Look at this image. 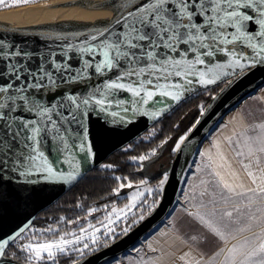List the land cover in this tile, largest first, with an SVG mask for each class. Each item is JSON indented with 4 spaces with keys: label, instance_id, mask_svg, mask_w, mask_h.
<instances>
[{
    "label": "snow or ice",
    "instance_id": "6c2138e0",
    "mask_svg": "<svg viewBox=\"0 0 264 264\" xmlns=\"http://www.w3.org/2000/svg\"><path fill=\"white\" fill-rule=\"evenodd\" d=\"M39 2L0 0V9ZM108 6L113 16L102 27L45 30L39 43L0 34V200L9 188L27 199L43 183L73 181L93 155L94 124L108 132L137 115L155 119L198 88L209 91L245 69L264 68V0H112ZM199 155V184L170 221L184 247L174 250L178 256L165 255L173 264H264V117L242 118ZM129 200L130 210L136 197ZM125 208L98 221L105 236L126 219ZM88 228L21 250L30 264H55L69 250L83 254L86 239L96 243L101 229ZM24 231L0 238V257ZM142 259L155 264L162 257Z\"/></svg>",
    "mask_w": 264,
    "mask_h": 264
},
{
    "label": "water",
    "instance_id": "95a60500",
    "mask_svg": "<svg viewBox=\"0 0 264 264\" xmlns=\"http://www.w3.org/2000/svg\"><path fill=\"white\" fill-rule=\"evenodd\" d=\"M2 33H7L21 43L25 40L29 43L34 40L36 43L40 42L37 37L41 32L9 27L0 28V34ZM228 79L231 80V83L218 82L209 86V88H212L221 85V88L214 94L202 114L196 118L189 128L184 136V141L180 143V148L175 150L167 170V180L162 186L159 201L154 208L144 216L143 220L138 221L130 228L127 234L123 233L107 245L82 256L70 264H105L131 249L153 226L166 216L178 185H180H176V180L185 155L189 150L196 149L205 134L231 106L264 85V68L245 69L242 74ZM203 90L205 89L201 87L190 94H186L185 98L178 103L169 102L171 107L155 119L137 115L126 124L116 125L113 131L108 132H102L100 126L94 124L93 155L86 163L82 164L79 174L73 181L43 183L27 199L16 196L11 188L7 190L4 198L0 200V238L13 236L21 228L26 230L40 212L51 206L88 172L105 162L110 155L138 138L183 100ZM0 260L3 261V264H28L7 255L0 257Z\"/></svg>",
    "mask_w": 264,
    "mask_h": 264
},
{
    "label": "rangeland",
    "instance_id": "374dc122",
    "mask_svg": "<svg viewBox=\"0 0 264 264\" xmlns=\"http://www.w3.org/2000/svg\"><path fill=\"white\" fill-rule=\"evenodd\" d=\"M21 7H23V6H21ZM17 8H19V7H17ZM1 10H3V9H1ZM203 91H205V90H203ZM199 92H201V91H199ZM193 95H191V96H193ZM213 96L214 95L209 97V99L211 100ZM205 99H207V98H205V95H203V96L197 97L196 99L193 100V108L190 111L191 114L192 113L197 114V117L200 116V114H202V112L204 111L205 107L208 104V103L206 104L205 102H203ZM168 114H169V112L165 115H168ZM167 118H169V116L164 117L163 120H161V122H159V123L156 122L157 123V124L155 123L156 127H154V128H152L153 126L150 127L148 130H146L144 133H142L134 141L145 140L148 137H151L155 133V131H156L155 128H157V125L158 126H165L166 123L170 124L171 121L167 122V121H169ZM190 118L191 117L188 115L184 116L182 121L186 122ZM182 121H181V123H178V121H177V123L180 127H181L180 124H182ZM177 123H175L171 127V130L175 129V126L177 125ZM180 127L175 132H173V136L171 133L168 134L167 136H164V138L160 142H158L157 144H153V146L149 150H147L145 153L139 154L138 156L131 158V161L136 166L135 171L138 173V175L141 177V179L138 181H128V179L124 178L123 182H119L118 186L114 189V190H118V194L113 190V192H112L113 198L119 199V198L125 197L126 199H128V196L124 191V188L127 189L128 184H136V183H141V182L148 184L149 182H151L150 184H152V191L149 193H146V195L144 196V199H141L135 205V207H132L130 210L126 209V211H125L126 212V219L116 221L114 224L110 225V227L115 229V233H109L107 236H105L104 233L107 231V229H104L103 225L101 223H98V221H103V218L105 217V215H107L109 212H111L113 208L118 207L115 205L110 206L111 204H109V206L102 205V206H98L96 208H89L85 211L86 214L84 216L77 218L74 222L68 223V225H77V224L82 222V223H84V225L82 227L88 228V225L92 224L94 227H98L101 229L100 232L96 233V236H97L96 243L95 244L91 243L90 238L86 239L84 242L89 243V249L84 250L83 254L75 252V254H74L75 259H77V258L79 259L82 256H84L88 253H91L92 251H95V250L103 247L104 245H107L109 242L112 241V239L114 238V235L120 234V233L122 235L124 233L123 229L125 227H128L129 225H131L130 228H132L138 221H140L141 216H143V217L146 216L154 208V206L159 201L161 189L163 186V184L161 185L160 181L163 180L165 176H167V170H168L169 164H170L172 157L174 155V152H175L173 149H176V144L178 142H180V138L184 137L189 130V128L187 129V126H186V128L183 126L182 129H180ZM170 136H171V138H170ZM171 139H172V141H171ZM134 141H132V142H134ZM169 141H171V142H169ZM132 142H130V143H132ZM167 143H170V145H168ZM127 146L128 145H126L122 149L124 150ZM141 156L145 157V159L140 160ZM107 163L108 162H103L99 166L106 168L108 166ZM201 163H202V160L199 156L196 155V149L194 148L192 150V153H191L190 158L188 160V163H187V166L185 169V174L183 176V181L181 182V185L176 190V192L174 194V198H173V203L171 204V206L169 208L170 211H175V213L177 212L178 217H180L182 215L181 208L184 206V201H185V199H187L188 194L192 191V189L194 188L195 185L199 184V176L201 174H198L196 172V169L201 165ZM190 167H191V169H190ZM189 169L191 170L190 173H188ZM121 184L125 185V187L121 188L120 187ZM122 205H120L117 208V211H119V209L122 208ZM92 209H98V210L92 212V215H88L89 211ZM170 211H169V213H170ZM120 215L123 217L125 214L120 213ZM94 216H97V218L99 216L100 218H98V220H96L94 222H90L91 218H93ZM112 219L116 220L115 215L112 216ZM77 221H78V223H76ZM133 221H136V223L133 224L132 223ZM104 223H107V221H104ZM49 228H53L56 230L55 226H46V227H37V226H33V225L29 226L19 236V238L12 244L13 250H9L7 256L12 257L11 255H13L15 252H19L21 257L24 260V263L30 264L29 254L25 251H22L21 246L24 244H29V243L36 244V243H40V242L50 240V239L42 238V237H44V234H50V232L46 231ZM92 230H93L92 228H88V231L84 235L86 237H90ZM73 231L76 233V235H80V227L78 229H71L68 232H73ZM64 233H67V232L61 231V233H58V235H63ZM67 238L71 239L72 237L69 236ZM138 242L131 249L125 251L124 253L120 254L119 256H117L116 258H114L113 260H111L105 264H123L122 262H124L125 260H126L125 264H142L139 259L132 261V259L130 258V254L132 252H136L135 250L137 249L136 247H137ZM69 252H74V251L69 250ZM12 258H14V257H12ZM21 262H23V261H21ZM44 262H47V261H44Z\"/></svg>",
    "mask_w": 264,
    "mask_h": 264
},
{
    "label": "trees",
    "instance_id": "16d2710c",
    "mask_svg": "<svg viewBox=\"0 0 264 264\" xmlns=\"http://www.w3.org/2000/svg\"><path fill=\"white\" fill-rule=\"evenodd\" d=\"M220 87L221 85L214 86L209 88V91L197 92L193 96L178 104L169 112L168 115L164 116H169V118H167L169 121L167 122L171 121L170 124L166 123L167 125L165 124V126L157 125V128H155L156 131L151 137H148L145 140H136L128 144L124 150L121 149L109 156V158L105 161L108 162V166L106 168L98 166L88 172L55 203L40 212L35 217L31 225L37 227L55 226L56 232L44 234V237H42L45 239H52L56 238L58 233H61V231L68 232L71 229H78L79 227H82L84 225L82 222L77 225H68V223L74 222L77 218L84 216L86 214L85 211L89 208H96L102 205L109 206V204H111L110 206L115 205L119 207L125 203V197L115 199L113 198L112 192L118 186L119 182H123L124 178L128 179V181H138L141 179L135 171L136 166L131 161V158L145 153L153 146V144L160 142L164 136H167L170 133L173 136V132L180 127L178 123H181L184 116L188 115L191 118L186 122L182 121L183 125L180 124V129H182L183 126L185 128L187 126V129L190 128L197 118V114H191L190 112L193 108V100L197 97L205 95V98L207 99L203 102L207 104L210 100L209 97L216 94ZM164 117H162L157 123L161 122ZM175 123H177L175 129L171 130V127ZM156 124H154L152 128L156 127ZM167 144L170 145V143ZM117 177H119V179H117ZM98 218L100 217L98 216ZM98 218L97 216H94L91 218L90 222H94L98 220ZM120 235L121 233L114 235L113 239L119 237ZM9 250H13L12 245L6 248L5 255H8ZM74 254L75 252H68L67 254L59 255L55 264H70L74 262L78 259L74 258ZM11 256L24 262L19 252H15ZM44 264H48V262H44Z\"/></svg>",
    "mask_w": 264,
    "mask_h": 264
},
{
    "label": "crops",
    "instance_id": "0c3cea01",
    "mask_svg": "<svg viewBox=\"0 0 264 264\" xmlns=\"http://www.w3.org/2000/svg\"><path fill=\"white\" fill-rule=\"evenodd\" d=\"M253 115L264 117V85L255 89L242 100L231 106V108H229L221 116V118H219L218 122L205 134L203 140L196 147V155L200 157L199 153L209 150L210 145L214 140H216L218 137H221L222 135L230 134L233 128H237L239 126V121L242 118H248L251 120ZM200 158L203 160L202 157ZM190 169L188 173L191 172ZM150 183L151 182L146 184L141 182L131 184L132 187L130 188H124L128 199H126V202L122 205V208H125V205L129 204L130 197H136L135 205L141 199H144L146 193H149V189L152 190V184ZM139 193H142V195H138ZM169 211L168 214L160 222L153 226V228H151L138 242L136 248L139 249V252L136 251L130 254L132 261L139 259L140 262L144 264V259L142 258H146L147 255L152 257H162V260L155 261V264H173V259L169 256H166L165 252H170L173 254V256H178L179 251L174 250L180 249L184 246L180 244V241L175 239V234L169 231L171 228L170 221H174L178 217L177 212L175 213V211H170L169 213ZM152 249H156V252L153 253ZM122 263L125 264L126 260Z\"/></svg>",
    "mask_w": 264,
    "mask_h": 264
},
{
    "label": "bare ground",
    "instance_id": "6f19581e",
    "mask_svg": "<svg viewBox=\"0 0 264 264\" xmlns=\"http://www.w3.org/2000/svg\"><path fill=\"white\" fill-rule=\"evenodd\" d=\"M112 0H41L19 8L0 9V28H20L31 32L45 30L84 31L106 25L113 16ZM192 150L185 155L176 185L185 174ZM178 185V187L180 186Z\"/></svg>",
    "mask_w": 264,
    "mask_h": 264
}]
</instances>
